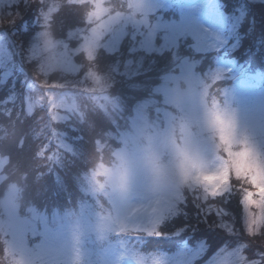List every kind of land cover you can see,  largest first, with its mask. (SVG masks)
I'll return each mask as SVG.
<instances>
[{"label":"rangeland","instance_id":"obj_1","mask_svg":"<svg viewBox=\"0 0 264 264\" xmlns=\"http://www.w3.org/2000/svg\"><path fill=\"white\" fill-rule=\"evenodd\" d=\"M32 1L0 0L4 81L15 80L13 51L7 43L16 53L18 47L10 31ZM71 1L91 3L89 24L70 31L66 39H55L47 28L38 30L26 58L18 62L25 75V106L32 112L46 104L58 121L81 120L83 100L89 97L110 118L119 117V126L111 132L116 143L108 136L102 145L110 161L102 159L78 178V200L51 212L33 207L21 211L20 189L10 185L0 196L5 264H196L207 250L204 239L174 252L148 253L141 249L143 240L131 236L159 233L180 211L186 188L198 192L202 201L219 195L228 185L230 166L237 176L257 172L264 176V70L247 71L234 58L224 56L219 61L221 55L212 57L213 64L205 63L207 53L232 51L243 44L249 4L264 0H237L231 12L220 0L208 5L205 0ZM57 7L51 4L49 14ZM49 14L37 24L48 25ZM22 27L27 28V23ZM162 36H167L165 42ZM123 44L124 59L112 65L109 77L88 70L43 87L42 94L35 93L36 74L23 64L35 61L38 73L75 76L81 70L76 55L94 59L100 49L114 53ZM260 44L264 49V42ZM164 56L161 71L157 64ZM158 69L153 83L152 74ZM27 75H32L29 82ZM121 79L135 90L147 85L149 89V96L128 112L112 90ZM17 97L14 92L8 101ZM147 109L159 116L149 121ZM60 145L71 153L80 152L71 140L62 138ZM133 152L144 160L147 175L130 180L122 157ZM4 164L0 158V171ZM3 179L0 175V182ZM242 209L246 231L258 233L264 225V209L251 210L259 216L255 227L243 204ZM224 226L234 233L232 222ZM243 249L242 244L224 245L202 264H264L260 258L249 259Z\"/></svg>","mask_w":264,"mask_h":264},{"label":"trees","instance_id":"obj_2","mask_svg":"<svg viewBox=\"0 0 264 264\" xmlns=\"http://www.w3.org/2000/svg\"><path fill=\"white\" fill-rule=\"evenodd\" d=\"M220 1L225 4L224 9L227 12H231L238 5L237 0ZM51 4H57L58 7L49 14ZM92 11L89 1L33 0L27 9H22L24 17L15 25V30L10 31L18 53L7 43L13 51L12 69L15 80L10 77L4 81L5 69L0 67V158L5 159L0 171V175L4 176L0 182V196L11 184L17 185L20 189V209L23 212L31 207L51 212L56 207L78 200L81 190L78 178L96 167L102 159L110 161L107 147L103 145L107 144L108 136L110 141L114 138L111 132L119 126V117L110 118L89 97L83 100L81 120L58 121L46 104L39 105L29 112L23 97L26 84L22 80L25 75L18 66L20 57L26 58L31 41L38 30L47 28L55 39H66L70 31L88 26ZM47 14L48 25H38L37 22L43 21ZM23 22L27 23V28L22 27ZM242 31L245 33L244 41L238 49L209 52L205 55L206 65L213 64L212 57L221 55L219 61L224 56L234 58L238 63H242L247 71L264 70V49L260 44V41L264 42V3L249 4V13L245 17ZM125 51L126 45L123 44L114 53L100 49L94 59L80 53L75 56V60L81 65V70L75 76L60 71L38 73L35 61L23 64L30 73L36 74L35 93L42 94L43 87L52 86L55 81L62 82L79 77L88 70L109 77L112 74V65L124 59ZM165 55L168 58V53ZM166 56L158 60L157 65L161 71L164 62L161 60ZM159 69L152 74L155 75L152 76L155 78L153 83H157ZM30 76L32 75L26 76L27 82ZM118 81L112 88L113 94L127 96L124 80ZM14 92L18 97L8 101ZM148 96V85L135 90V98L138 100ZM128 103L131 104V99ZM126 110L128 112L130 109ZM62 138L71 140L80 152L74 154L65 150L60 145ZM112 142L116 143L115 140ZM230 175L233 176L231 190L224 192V195H216L202 201L197 197L198 192H191L186 188L180 211L165 222L159 233H142L139 236H131V239L143 240L141 249L148 253L174 252L186 244L195 245L197 241L204 239L207 250L196 264L209 260L216 251L227 244H242L249 259L260 258L264 261V225L258 233L250 234L243 223L242 189L248 188L249 185L234 178L237 175L231 166ZM225 222L233 223L234 233L228 231L224 226ZM5 249L6 243L0 242V264H5Z\"/></svg>","mask_w":264,"mask_h":264},{"label":"snow or ice","instance_id":"obj_3","mask_svg":"<svg viewBox=\"0 0 264 264\" xmlns=\"http://www.w3.org/2000/svg\"><path fill=\"white\" fill-rule=\"evenodd\" d=\"M20 3H23V0H20ZM161 39L165 42L167 40V36H162ZM126 90L127 96H119V98L122 101L124 108L134 110L137 104L139 103V100L135 98V88L126 85ZM129 99H131V104L128 103ZM146 114L149 121H151L154 117L159 116L158 112L148 109L146 110ZM141 164H143V169H141L140 167ZM122 165L126 166L127 178L130 180L133 178L134 175L137 174H142L144 177L147 175V167L144 163V160L135 152H133L131 155L125 153L122 157ZM232 178L233 176L230 175L228 185L225 187L224 191L218 193L219 195H224V192L231 190ZM234 178L240 180L242 183H247L249 185L248 188L242 189V191L244 192L242 204L246 206L249 215L253 216V227H255L256 224L259 223V216L257 214L252 213L251 210L255 208L259 212V210L264 209V176H261L257 172L254 175H249L245 173L238 176H234ZM208 192L210 195V189L208 190ZM249 193H251V196H249ZM256 197H260V199H256Z\"/></svg>","mask_w":264,"mask_h":264},{"label":"bare ground","instance_id":"obj_4","mask_svg":"<svg viewBox=\"0 0 264 264\" xmlns=\"http://www.w3.org/2000/svg\"><path fill=\"white\" fill-rule=\"evenodd\" d=\"M205 2L207 3V5L209 4L210 0H205Z\"/></svg>","mask_w":264,"mask_h":264}]
</instances>
